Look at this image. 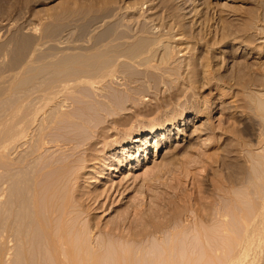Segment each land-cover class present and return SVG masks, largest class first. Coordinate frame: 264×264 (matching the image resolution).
<instances>
[{
	"label": "rangeland",
	"instance_id": "obj_1",
	"mask_svg": "<svg viewBox=\"0 0 264 264\" xmlns=\"http://www.w3.org/2000/svg\"><path fill=\"white\" fill-rule=\"evenodd\" d=\"M116 25L147 32L129 40L131 46H123L128 51L115 48L111 54L95 53L87 48L91 36ZM135 39L141 44L152 42L154 52L149 54L153 52L154 57L146 53L151 58L147 66L152 67L137 64L145 53L138 57L129 54L133 43L137 44ZM166 54L171 57L167 61L161 57ZM97 67L101 73H113L94 86L77 82L74 87H80L82 94L73 91L72 95L82 96L81 102L86 103H78L76 96L73 108L78 104L87 107L90 123L102 131L92 127L97 134L96 153L108 163H89L86 167L92 172L80 179L83 190L97 188L101 194L81 213L80 230L69 245L52 244L44 228L30 222V227L21 223L17 229L18 235L28 233L25 244L20 238L7 240L10 209L8 203L0 201V253L9 252V248L11 252L2 258L3 264H161L171 259L195 262L193 259L200 256L202 259L193 264H216L226 253L232 256L244 247L247 256L239 264H264V227L247 229L246 236L240 225L232 236L218 229V234L225 233L219 235L222 240L218 244L211 240L217 231L212 218L218 219L213 211L226 207L229 194L243 207L244 201L252 202L245 196L249 184L243 177L252 156L264 154L263 147L253 145L249 132L253 100L264 103V0H0L1 87L5 89L4 84L15 73L13 80L21 91L39 68L52 69L48 77L54 80L58 70L90 76L97 73ZM57 84L59 81L53 85ZM1 87L4 97L11 92L5 89L7 94ZM64 104V109L71 107L68 101ZM167 121L173 122L167 127V140L149 136L146 146L140 145L147 154L140 153V164L131 162L135 151L130 155L115 153L120 139ZM4 126L0 128V144L9 135ZM93 136L91 140L96 139ZM155 140L159 143L156 150ZM22 143L14 152L0 148L2 174L23 154ZM230 175L239 176L237 180L242 182L232 185L227 180ZM18 177L24 179L20 172ZM5 186L6 198L9 190ZM28 207L21 210L28 211ZM196 226L205 236L201 243ZM216 245L218 259L213 252Z\"/></svg>",
	"mask_w": 264,
	"mask_h": 264
},
{
	"label": "bare ground",
	"instance_id": "obj_2",
	"mask_svg": "<svg viewBox=\"0 0 264 264\" xmlns=\"http://www.w3.org/2000/svg\"><path fill=\"white\" fill-rule=\"evenodd\" d=\"M126 28H123V29L122 27L118 28L117 25L115 27L113 26V27H108V28L104 27V29L102 28L103 29L102 31L97 32L95 33V35L91 36L93 38H91L92 40L90 39L91 41L87 45V48L90 50H93V52L102 51V53H107L109 51L108 53L111 54V51L115 50V48H118L117 50L125 49L126 47L123 48V46L130 45L128 44L129 43L128 41L131 39L133 40V38H136L135 36H137L139 33L141 34L140 36H142L145 32H147L146 29L144 28L141 29L139 27H138L139 29H137L136 31H133V29L127 30ZM155 32H158V31L156 30ZM155 32L153 33L152 31L151 33L156 34ZM159 32H161L160 29H159ZM152 40H153V37H152ZM134 41H136V39ZM139 41L142 42L143 40H139ZM133 42L131 41V43ZM135 43H137V41ZM139 43L137 44L133 43L135 47L134 46H132V48L130 47L129 54L132 56L134 55V53H136L135 56L138 57L141 55V53L143 54L145 53L144 57H141V58L139 57L138 60H136L137 57H135L136 59L135 58L134 59L137 61L138 65H142V66L144 65L147 68L149 66L152 67V64L147 66L148 63L151 61L150 56L154 57V53H153L154 46L152 47V42L144 41L142 44L141 43L139 44ZM123 51H128V50L126 49ZM150 51H153L152 52L153 55L149 54L151 53ZM118 52H121V51H118ZM146 53H148L150 56L148 54L146 55ZM168 54H166V57L161 56L163 57L162 59L166 61L169 60L171 57ZM162 59H161V62L163 61ZM162 63L164 64L166 62H162ZM90 65L91 64H89V66ZM108 67L111 68V66L109 65ZM42 68L38 69V70L41 69L40 71L33 72L29 83L24 84V87H22L21 91H19L17 83H15V81L13 80L16 73L14 74V77L10 79V82L8 81L9 83L6 81V83L4 84L5 85L4 87H6L5 89L6 90L8 89L11 91V92L8 91L9 94L3 87H1L3 84L0 85V87L5 90L4 92L5 93L7 92L8 94L7 96H5L6 97L5 98L3 96L4 94L3 90H1L2 92L0 91V128L3 125H5L4 127L7 126L8 132L7 131L6 132L9 133V135H7L8 137L4 141L1 142L0 148L2 149L7 148L8 151L10 150L9 152L11 151L14 152L15 150H17L18 147H21L20 143L23 142L22 144L23 145L25 144L23 154L19 156L15 162H12V164L10 165L12 167L7 169V172L4 174H2L0 171V201H3V203L5 202L6 204L8 203L9 209H10L9 214L7 216L8 228L6 230L5 237L9 241L12 238L14 239L20 238L23 244H25L26 234L28 233L24 232V233H21V235H18L17 229L21 223L28 224V222H30L31 224L37 223L42 227V229L44 228L43 230H45L48 233L49 239H50L49 241H51L52 244L61 243V244L69 245L75 240V232H79L80 230L78 223H79V217L81 213L84 211L85 207L90 206L91 202L89 201H95V199L101 194V191H98L97 188L83 190V185L81 184L80 179L83 178L84 174L92 172V170H90V167H86V166L89 163H94V164L99 163V161L103 163H108L105 161L104 159L105 157L103 158L101 157L102 158L101 159L99 154L96 153V148H95L96 142L95 141L97 140V134H95L94 132V129L96 130V128L94 127L93 124L90 123L89 113L87 112L89 117L87 113H85L87 107L86 109H84L82 105H81L82 107L79 106V104L76 105L79 108L84 109L85 111H81V109L79 110L78 107H75V108H78L77 110L73 108L75 106V104L73 106V103L75 100L74 98H76V96L78 98V95H75L73 98V95H72L73 91H75V93L79 92L80 94H82V92L78 90V88L80 89V87L76 88L74 87V85L77 82L82 80V81H87L91 86L92 85L94 86V83L96 84L100 83L105 77L110 76L113 72L112 73L110 71L108 72L105 69L107 73L105 72L101 73L100 68L98 69L97 67L98 69L97 73H94L89 76V73L87 72L86 73L88 75H86V73L82 74L81 71L76 73V72H71V71L68 72L67 70H65L66 72L63 73L61 70H58L56 71V74L53 80L51 77H48L49 73L52 72V69L49 70L48 68L46 71L44 70L46 68L44 69ZM94 68H95L94 70H96V67ZM56 69L57 68H55V70ZM91 70L92 69H90L89 72L94 71V70L92 71ZM80 72L82 75L79 74ZM75 73L78 74L79 76H76ZM11 80L14 83H12ZM50 80H53V81L49 82ZM57 81H59V84L53 85ZM73 87L76 88L77 90L73 89ZM18 92L20 93L17 94ZM105 93H102L103 96ZM14 94H17L16 98H14ZM99 94L100 93H98V95ZM102 94L100 95L102 96ZM98 95H96L97 98L99 97ZM83 97L85 96L83 95ZM80 98H82V96ZM80 98H78V101H80L78 103H82L81 101L83 99L80 100ZM2 99H4V101ZM91 99H93V97H91ZM100 99L101 98H98L99 102H100ZM53 100H56V101L51 103V101ZM61 100L63 102H61ZM93 100H97V99L95 98ZM106 100L107 102L109 101L108 98ZM14 101H16L15 108L12 107ZM67 101L69 102L68 105L71 106L70 108L72 109L63 108L66 106L64 102H67ZM76 101L77 100H75V102ZM88 101H91V100L88 99ZM95 102L97 101H94V103ZM82 104L84 106L86 105V103L85 104L82 103ZM91 105L93 104L91 103ZM252 108H253L252 117L249 118L251 120V121L249 120L250 121L249 132L254 141L253 145L257 146L258 148L263 147L262 149H264V129H263L264 128V103L255 99V102L253 100ZM182 119L184 118L182 117ZM172 123L173 122L167 121L166 124H160V125L150 126L148 128H142L138 130L135 134H132V135L130 134L129 136H125L124 138L120 139V141L118 142L119 144H117V146L118 145L119 146L115 153L130 155V152L135 151L137 152L136 158L135 160L132 159L131 162L135 161L134 165L140 164L142 161L141 159H139V156H141L140 153L144 152L146 149V148H143L141 150V147L144 146V144L146 146L147 139L149 138V136L152 135L153 139L156 136H158L159 137L158 139L160 140L166 139L169 133L167 127L170 126V124ZM92 127L94 129H92ZM88 128L89 129L91 128V131H90L91 134L88 132L89 131ZM97 132L99 133L100 131H97ZM100 133L102 134V131ZM166 133L167 135H165ZM93 135L94 136L96 135L95 136L96 139L91 140L90 137ZM21 140L23 141L20 142ZM158 144H159L158 140H155V150ZM140 145L142 146L140 147ZM145 152H144V156L147 155ZM252 157H253V160H251L250 163L248 162L250 164L248 165L250 168L248 167V170L246 173L247 175L244 173V168H243L244 165H242L243 167H241L240 169L241 171H243L241 173H244L243 175H246L243 178L245 177L247 178V179L245 178L244 180L246 181V183L248 182L249 184L248 188L250 189V190L248 189L247 195H245L246 193L244 195L246 196L247 201L252 200V202L251 203L248 202L249 203L248 204L247 202L244 201L245 207H243L242 203L239 204L240 198L238 199L239 201L237 202L236 197L228 193L229 198L227 199L228 203L226 204V207L216 208L213 211V215L215 213L216 218H218L217 220L213 219L214 216L212 218L213 220L212 222L215 225L213 227L217 228V231H218V232L215 231L216 233L213 234V237L211 238L214 244L216 243L218 244L220 240H222L221 236L224 233V232L223 233L221 232L222 234H218L219 233L218 229H220V231L224 230L228 233V235L232 236V233L235 234L236 227L240 225V227H242V229L245 230V236H246L247 229L248 231H250V229H252L251 231H253L254 229H259V228L263 229L261 227H264V154L260 156H252ZM90 160H93V161L90 162ZM116 161L118 163L120 162L119 159H116ZM129 161H130V158H129ZM131 162H128V161L126 162L130 168L133 167V163H134V162L133 163ZM245 164L247 166V163ZM95 168L98 169V167H95ZM108 168H111L110 165L108 166ZM112 169H116V168H112ZM19 172L22 174L24 179L18 177ZM235 176L230 175V177L228 176L227 178V180L228 179L230 180V181L228 180L230 183H233L232 185H234L235 183H238L237 181H241V180H237L239 176H237V178ZM240 177L242 178V176ZM101 178L106 179L104 176H101ZM90 181H93V180H90ZM4 185H6L5 189L9 190V195H7L6 198L3 197L4 196V189H3ZM10 192L12 196H10ZM77 192H81V193H77ZM250 204L252 205L250 206ZM12 206L14 207V209L12 208ZM25 206L27 207L29 206L28 211L21 210V207H25ZM13 228L16 231L15 233L12 230ZM201 229L202 228L200 226H196L195 228L196 238H198L199 242L205 239L204 233ZM241 235H244V233ZM248 235L250 236L249 232H248ZM235 236L236 235H234L233 237L235 238ZM168 237L169 236H167V238ZM169 240H170V237L168 238V241ZM240 240L242 241V238ZM248 241H250V237L248 238ZM245 242L247 241L245 240ZM251 242H254V241H251ZM168 243L170 246V241ZM241 243L242 242H240V244ZM246 248H247V244H246ZM213 249H214L213 250L214 255L217 254L216 252H217V249H219V247L216 245L214 246ZM245 250L246 249L244 247V249L242 248V251H239V253H236L237 255L234 254L232 256L230 255V252H228L229 254L226 253L227 256L225 258H224L225 255H223V260H221L220 258V262H218L219 259L217 258L216 255L215 256L218 259V261L216 260L215 257L214 259L217 261L216 264H239V263L244 262L243 260L246 259L247 255L245 254L246 252ZM65 251L58 250V252L60 253H65L66 255H69V254L73 255ZM10 253H11L10 248H9V252H5L4 254L2 252L0 253V264H3V262L1 261L2 258L4 256L8 258ZM201 259H202L201 256L199 258H194L193 261L195 262H190V260L192 259H189V258L187 259V261L189 262L187 261H184V262L174 261L173 262V260L171 259V261L168 260L167 263L162 262L161 264H183V263L193 264V263H197V261H200ZM209 263H211V261H209ZM209 263H206V264H209ZM213 264H215V261Z\"/></svg>",
	"mask_w": 264,
	"mask_h": 264
}]
</instances>
